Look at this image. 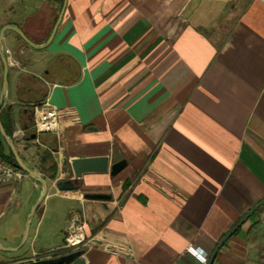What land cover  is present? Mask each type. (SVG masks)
Wrapping results in <instances>:
<instances>
[{
    "label": "crops",
    "instance_id": "crops-1",
    "mask_svg": "<svg viewBox=\"0 0 264 264\" xmlns=\"http://www.w3.org/2000/svg\"><path fill=\"white\" fill-rule=\"evenodd\" d=\"M63 5L44 48L2 33L15 148L47 192L0 264L54 255L79 223L76 264H201L187 247L209 259L264 199V0H0V30L42 44ZM2 76L0 58V91ZM47 108L54 126L37 131ZM96 156L126 166L57 189L71 159ZM40 192L28 174L0 184V247L19 244ZM217 253L264 264V205Z\"/></svg>",
    "mask_w": 264,
    "mask_h": 264
},
{
    "label": "water",
    "instance_id": "water-1",
    "mask_svg": "<svg viewBox=\"0 0 264 264\" xmlns=\"http://www.w3.org/2000/svg\"><path fill=\"white\" fill-rule=\"evenodd\" d=\"M64 4H65V0H64ZM63 10H64V5L60 11L59 17L55 23V26H54L51 34L49 35L48 39L42 44H35L32 41H30L24 35V33L21 31V29L14 24H7L1 28V30H0V58L2 61V65H3V76H2V86H1V91H0V113H1V110L3 109V107L5 105V100L7 97V90H8V79H7L8 64H7V60H6V56H5L3 44H2V33L7 29H11L15 33H17V35L25 43H27L29 46H31L32 48H35V49L44 48L48 45L49 41L51 40V38L55 32V29L58 25V22L61 19ZM29 121H33V112H31V111H30ZM26 127H27V124L24 125V128H26ZM0 135L2 136V138L4 139V141L6 142L8 147L10 148V150L14 156V159L16 161L17 166L21 170H23L26 174H28L30 177H33L34 179L38 180L41 184L40 195H39L37 201L35 202V204L33 205V207L31 208L29 215L27 216L24 232H23V235L21 237L19 244L16 247L9 248V249L5 248V247H0L2 249H7V250H17L20 247H22L27 240V236H28V232H29L30 218H31L36 206L40 203V201H42V199L44 198V196L47 192V183H46L45 178H43L37 171L33 170L32 168H30L29 166H27L23 162V160L21 159V157L19 156V154L15 148L14 137L12 135L11 136L8 135L5 132L4 127L1 124V121H0ZM34 137H35V133H33L31 135V138H34ZM125 166H126L125 160L121 159V160L109 163V159L107 156L76 157V158H73L70 160V175H69V177H67L65 179H62V178L59 179L56 183V186H57V189L60 191L76 190L80 186V179H81L83 173H86V172H109L110 175L114 176V175L118 174ZM82 195L84 198L98 199V200H102L104 203L106 201L112 199V194H110V193H83ZM262 205H264V199L261 200L259 203L255 204L254 206H252L251 209L248 211V213L243 218L239 219L238 222L234 225V227L230 231L226 232V234L220 239V242L218 243V245H216V247L213 249L212 255L210 256L209 259H207L205 264H212L214 262V259L217 257V254H218L217 252L226 243V240L229 237H231L235 232H237L239 230V228H241L243 226V224L249 218H251L252 215H254L256 213V211L258 210V208H260ZM83 251H84L83 249L66 251V252L55 254V255H52L49 257L30 260L28 262L21 263V264H76L79 257L83 253Z\"/></svg>",
    "mask_w": 264,
    "mask_h": 264
},
{
    "label": "built area",
    "instance_id": "built-area-1",
    "mask_svg": "<svg viewBox=\"0 0 264 264\" xmlns=\"http://www.w3.org/2000/svg\"><path fill=\"white\" fill-rule=\"evenodd\" d=\"M8 52V51H7ZM48 102H45V106ZM36 130H49L52 127L49 125L54 123V113L50 108H47L45 110H42L41 116L34 121ZM40 124L47 125L45 128L41 127ZM26 175V173L21 170L19 167L12 165L8 162H6L1 156H0V184L5 183H20L23 177ZM60 179V178H59ZM57 179L56 182L59 180ZM80 234L76 240L71 239L72 236ZM66 246L71 245H78L82 239V225L79 224H71L66 232ZM188 253L193 254L198 258V261L201 264H205L207 261V257L203 256L202 253H198L196 250H192L191 248L187 247Z\"/></svg>",
    "mask_w": 264,
    "mask_h": 264
},
{
    "label": "trees",
    "instance_id": "trees-1",
    "mask_svg": "<svg viewBox=\"0 0 264 264\" xmlns=\"http://www.w3.org/2000/svg\"><path fill=\"white\" fill-rule=\"evenodd\" d=\"M0 121H1V124L2 126L4 127V130L5 132L8 134V135H12V129H11V116L9 114V111H8V108L7 107H3V109L1 110V113H0ZM9 122V123H8ZM0 143H3L5 144V141L4 139L2 138V136L0 135ZM8 147V146H7ZM9 149V152L8 154H5L3 153L1 150H0V156L8 163L12 164V165H15L17 166L16 164V161L14 159V156ZM18 167V166H17ZM51 177L54 178L56 176V168L52 165L51 167Z\"/></svg>",
    "mask_w": 264,
    "mask_h": 264
},
{
    "label": "flooded vegetation",
    "instance_id": "flooded-vegetation-1",
    "mask_svg": "<svg viewBox=\"0 0 264 264\" xmlns=\"http://www.w3.org/2000/svg\"><path fill=\"white\" fill-rule=\"evenodd\" d=\"M77 249H82L80 244L75 245V246H73V247H72V246H71V247H69V246H64L63 249L57 251L55 254H59V253L66 252V251L77 250ZM55 254H54V255H55Z\"/></svg>",
    "mask_w": 264,
    "mask_h": 264
},
{
    "label": "bare ground",
    "instance_id": "bare-ground-1",
    "mask_svg": "<svg viewBox=\"0 0 264 264\" xmlns=\"http://www.w3.org/2000/svg\"><path fill=\"white\" fill-rule=\"evenodd\" d=\"M40 126L43 127V128H45L47 125H45V124H40ZM49 126H50V127H53V126H54V123L50 124ZM79 235H80V234H76V235L72 236L71 239L76 240V239L78 238Z\"/></svg>",
    "mask_w": 264,
    "mask_h": 264
},
{
    "label": "rangeland",
    "instance_id": "rangeland-1",
    "mask_svg": "<svg viewBox=\"0 0 264 264\" xmlns=\"http://www.w3.org/2000/svg\"><path fill=\"white\" fill-rule=\"evenodd\" d=\"M51 205H52V203H51ZM69 247H71V246H69Z\"/></svg>",
    "mask_w": 264,
    "mask_h": 264
}]
</instances>
